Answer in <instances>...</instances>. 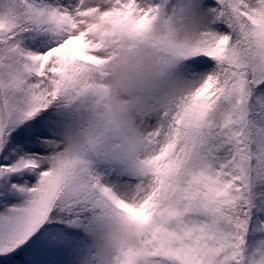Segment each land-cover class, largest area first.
Here are the masks:
<instances>
[{
	"label": "snow or ice",
	"instance_id": "obj_1",
	"mask_svg": "<svg viewBox=\"0 0 264 264\" xmlns=\"http://www.w3.org/2000/svg\"><path fill=\"white\" fill-rule=\"evenodd\" d=\"M0 264H264V0H0Z\"/></svg>",
	"mask_w": 264,
	"mask_h": 264
}]
</instances>
